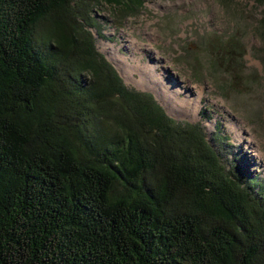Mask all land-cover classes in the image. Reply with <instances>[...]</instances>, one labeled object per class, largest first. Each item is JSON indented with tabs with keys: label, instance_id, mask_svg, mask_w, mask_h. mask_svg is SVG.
Here are the masks:
<instances>
[{
	"label": "trees",
	"instance_id": "trees-1",
	"mask_svg": "<svg viewBox=\"0 0 264 264\" xmlns=\"http://www.w3.org/2000/svg\"><path fill=\"white\" fill-rule=\"evenodd\" d=\"M144 2L0 0V264H264V184L95 48Z\"/></svg>",
	"mask_w": 264,
	"mask_h": 264
},
{
	"label": "rangeland",
	"instance_id": "rangeland-1",
	"mask_svg": "<svg viewBox=\"0 0 264 264\" xmlns=\"http://www.w3.org/2000/svg\"><path fill=\"white\" fill-rule=\"evenodd\" d=\"M93 16L103 36L87 28L95 48L126 86L151 93L174 120L199 124L223 161L238 163L264 184V42L256 28L263 4L145 0L120 24L105 8ZM230 37L243 55L224 62L221 40Z\"/></svg>",
	"mask_w": 264,
	"mask_h": 264
},
{
	"label": "bare ground",
	"instance_id": "bare-ground-1",
	"mask_svg": "<svg viewBox=\"0 0 264 264\" xmlns=\"http://www.w3.org/2000/svg\"><path fill=\"white\" fill-rule=\"evenodd\" d=\"M112 66H113V65H112ZM113 67H114V66H113ZM121 76H123V75H121ZM186 102H187V103H184V105L187 106V107H189V108H192V110H193V106H194L193 103H191L190 101H187V100H186ZM164 104H165V103H164ZM164 104H163V105H164Z\"/></svg>",
	"mask_w": 264,
	"mask_h": 264
}]
</instances>
